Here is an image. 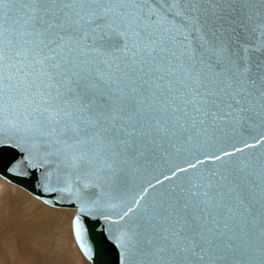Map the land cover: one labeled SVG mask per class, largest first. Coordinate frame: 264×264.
I'll return each instance as SVG.
<instances>
[{"label": "snow or ice", "instance_id": "snow-or-ice-1", "mask_svg": "<svg viewBox=\"0 0 264 264\" xmlns=\"http://www.w3.org/2000/svg\"><path fill=\"white\" fill-rule=\"evenodd\" d=\"M0 147L120 264H264V0H0Z\"/></svg>", "mask_w": 264, "mask_h": 264}, {"label": "rangeland", "instance_id": "rangeland-1", "mask_svg": "<svg viewBox=\"0 0 264 264\" xmlns=\"http://www.w3.org/2000/svg\"><path fill=\"white\" fill-rule=\"evenodd\" d=\"M44 209H47L48 214L39 215ZM73 216L68 210L47 206L1 178L0 264H15L13 260L3 259L2 256L5 254L14 259L12 251L15 248L22 249L20 253H26V257L31 259V262L25 264H88L75 244L71 230ZM19 221H26L25 226L30 223L27 227L29 229H38L27 238L21 233L11 242L9 237L17 235L12 234V231L18 229Z\"/></svg>", "mask_w": 264, "mask_h": 264}, {"label": "water", "instance_id": "water-1", "mask_svg": "<svg viewBox=\"0 0 264 264\" xmlns=\"http://www.w3.org/2000/svg\"><path fill=\"white\" fill-rule=\"evenodd\" d=\"M24 153L18 149L10 147H0V178L8 183L21 188L30 196L38 201L40 200L53 209L74 210V216L71 222V230L75 240V244L79 251L88 261V264H120V250L115 246L113 241L109 239V224L100 215L88 216L81 215V222L84 226L85 242L89 244L93 250V256L87 257L83 249L80 247L79 241L75 238L74 220L79 215L77 207L69 203H45L48 194L44 193L40 187V170H28L27 176H18L11 171L15 164L23 159Z\"/></svg>", "mask_w": 264, "mask_h": 264}, {"label": "bare ground", "instance_id": "bare-ground-1", "mask_svg": "<svg viewBox=\"0 0 264 264\" xmlns=\"http://www.w3.org/2000/svg\"><path fill=\"white\" fill-rule=\"evenodd\" d=\"M1 179V178H0ZM3 179V178H2ZM10 184V183H9ZM12 185V184H11ZM13 186H15V185H13ZM16 187V186H15ZM18 188V187H17ZM21 189V188H20ZM19 196H21V195H19ZM57 210V209H56ZM46 212H48L47 211V209H44V210H42L40 213H39V215H47L48 213H46ZM68 212H70V213H72L73 215H74V210H68ZM40 217V216H39ZM39 217H38V219H39ZM26 221H19V227H18V229L16 230V231H12V234H17V235H13V236H10L9 238L11 239L10 241L11 242H14V238L16 237V236H18L19 234H25L24 236H25V238H27V237H30L31 236V234H33L34 232H36V230L38 229V227H35V229H32L33 227H31L30 229L29 228H27L28 226H30V223H28V226H25L26 225ZM9 232V231H8ZM24 238V239H25ZM24 239H23V241H24ZM77 247V246H76ZM25 248L27 249V250H29L28 249V247H26L25 246ZM16 250H13L12 251V253H13V256L15 257L14 259H11L9 256H6L5 254H3L2 256H3V259H5V258H9V260L10 261H12L13 260V263H15V264H25V263H29V262H31V259H29V258H27L26 257V253L25 254H22V253H20L21 252V250L20 249H18V248H15ZM78 249V248H77ZM18 250V251H17ZM79 250V249H78ZM30 251V250H29ZM81 252V251H80ZM82 254V253H81ZM11 263V262H10ZM88 263V262H87Z\"/></svg>", "mask_w": 264, "mask_h": 264}]
</instances>
